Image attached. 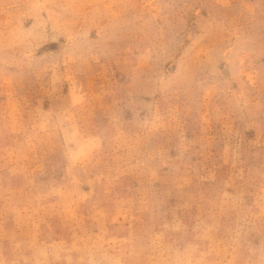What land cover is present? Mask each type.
<instances>
[{"label": "rangeland", "instance_id": "1", "mask_svg": "<svg viewBox=\"0 0 264 264\" xmlns=\"http://www.w3.org/2000/svg\"><path fill=\"white\" fill-rule=\"evenodd\" d=\"M0 264H264V0H0Z\"/></svg>", "mask_w": 264, "mask_h": 264}]
</instances>
